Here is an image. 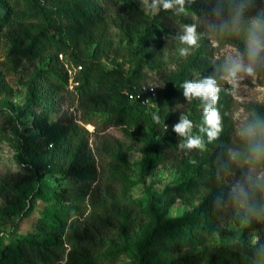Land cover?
<instances>
[{"label": "trees", "instance_id": "16d2710c", "mask_svg": "<svg viewBox=\"0 0 264 264\" xmlns=\"http://www.w3.org/2000/svg\"><path fill=\"white\" fill-rule=\"evenodd\" d=\"M26 2L35 15L34 22L24 24L17 22L13 12L17 0H0V26L14 27L12 47L0 66L17 72L23 62L43 61L47 67L28 75L31 90L26 103L0 108V137L8 138L10 131L9 139L19 151L18 162L27 171L0 178V196L12 203V212H0V218H27L38 202L45 210L31 233L0 236V264H62L59 257L67 247V264H116L125 255L133 258L132 264H252L230 248L212 243L222 221L232 214L223 179L241 158L231 153L236 135L233 96L230 86L220 79L212 40L246 48L250 19L264 21V0H184L182 13L175 5L169 11L160 8L156 15L147 14L135 0ZM115 4L124 7L122 13L114 11ZM241 8L239 23L233 27V16ZM185 25H195L198 41L182 58L178 50L186 45L179 43L178 36ZM115 28L119 34L113 38ZM103 60L113 68L108 69ZM70 72L74 73L73 89ZM150 73L162 76L155 96L143 92ZM208 76H215L221 88L217 108L222 131L211 143L206 132L200 131L206 128L200 101L186 100L181 88L185 81ZM42 90L46 96L40 94ZM69 95L78 101L82 123L103 122L123 133V143L114 140L103 149L112 155L105 180L121 188L119 196L102 195L99 188L71 196L42 182L46 173L84 182L98 177L85 127L67 115L49 124ZM142 96L150 97L154 105H143ZM180 104L186 110L176 113ZM182 115L192 120L191 134L202 138L203 150L178 146L184 138L172 129ZM157 116L159 123L154 119ZM258 117L264 123V115ZM32 129L39 134L31 136ZM256 139L264 140V136ZM125 147L145 155L139 164L143 176L154 175L172 162L180 183L162 191L149 188L146 200L134 199L130 193L137 185L132 180L137 170ZM246 147L254 160L250 145ZM260 159L264 162V157ZM191 200L200 201L193 213L165 219L177 201ZM259 203L232 218L253 219L256 228L255 217L264 215V199ZM104 228H118L119 240H97L95 233ZM199 248L197 253L174 257Z\"/></svg>", "mask_w": 264, "mask_h": 264}, {"label": "rangeland", "instance_id": "374dc122", "mask_svg": "<svg viewBox=\"0 0 264 264\" xmlns=\"http://www.w3.org/2000/svg\"><path fill=\"white\" fill-rule=\"evenodd\" d=\"M137 5L144 10L147 14L156 15L159 11H153L151 8V0H135ZM18 5L13 8L17 22L19 23H32L34 22V9L26 0H17ZM114 11L122 13L124 7L115 4ZM263 10V7L260 9ZM14 17V16H13ZM115 18V15H113ZM255 19H250L252 22ZM218 22V21H217ZM216 22V23H217ZM214 23V27L218 25ZM14 27L10 25L0 26V63L8 58L9 50L12 47V36ZM119 31L115 28L112 30V37L115 38ZM215 62L220 70L222 65L229 57L237 55L243 56L247 63V47L239 48L235 45L226 44L225 41H218L216 38L212 40ZM104 65L108 69L113 68L110 61L103 60ZM43 61L35 63L23 62L22 66L17 72H9L6 68L0 66V108L4 105L9 107H16L23 105L28 99L30 94V80L28 75L35 73L38 69L46 68ZM127 69V67H125ZM223 75V72L220 71ZM162 84V76L157 73H150L145 81L147 88L159 89ZM231 88L233 96V120L236 127V135L233 139V149L231 150L232 156L239 155L241 158L237 161L236 167L233 171L229 172L223 179L226 189V196L228 198L229 211L232 213L230 217L225 218L219 226L213 238V245H224L230 248L233 252L239 253L246 259H249L252 264H264V215L255 217L256 228L253 224V219L236 220L233 215H240L242 210L247 209L250 205H260L259 200L264 199V162L259 160H252L248 157L247 145H250L248 138L241 133L243 129L254 121H259V114L264 115V51L261 52L258 62L256 64L253 75L241 74V79L238 81L236 88ZM47 95L46 91L40 93ZM60 107V106H59ZM176 113H183L186 110L185 104H180L175 107ZM62 115H67L76 123L90 133L89 148L92 150L98 171L97 180L94 182L75 181L71 179H64L62 176H54L53 174L46 173L42 182L50 187H55L60 191H65L67 195L74 196L79 192L96 191L105 195L107 192L120 195L122 190L120 187H113L105 180L107 167L112 160L111 152H103L107 143H112L116 140L120 143L124 142V136L120 129L115 127H108L103 122L85 125L81 120V112L79 104L75 96H66L65 101L61 105V109L53 112V117L49 119V124L56 122ZM33 121V118H30ZM90 125L93 129H90ZM39 134V130H31L30 135L34 136ZM8 138L0 137V178L11 177L18 174H26V165H21L18 162L19 151L16 148V143L11 136L10 131L6 132ZM258 137V136H257ZM11 138V137H10ZM124 153L128 156L129 161L135 167L137 172L133 175L132 180L137 183L130 193L134 199L146 200L148 197V189L154 191H162L168 185H176L180 183L179 174L172 162L167 165L161 166L156 174L143 176L139 171V164L144 160L145 155L136 150H131L127 147ZM251 178V179H249ZM238 186H242L247 193L246 199L237 200L234 198V193ZM107 190V191H106ZM200 201H177L173 206L169 207L165 219H173L193 213L198 207ZM12 203L6 198L0 196V212L3 214H10ZM146 206V205H144ZM45 210V205L38 202L30 216L20 219V215H13L11 217L0 218V236L8 238L9 236L18 234H28L34 231L38 224L41 214ZM89 212L86 213L87 216ZM97 240L106 242L118 241L120 231L118 228H104L99 229L95 233ZM14 236V235H13ZM67 247V246H66ZM70 249L67 247L65 255H60L59 260L62 264H67V254ZM106 250H103L104 252ZM201 251L188 250L182 254H177L174 257L178 258L186 254H193ZM101 251L98 253H102ZM133 258L131 256H123L116 264H132ZM203 264H211L205 262Z\"/></svg>", "mask_w": 264, "mask_h": 264}, {"label": "clouds", "instance_id": "9594fccd", "mask_svg": "<svg viewBox=\"0 0 264 264\" xmlns=\"http://www.w3.org/2000/svg\"><path fill=\"white\" fill-rule=\"evenodd\" d=\"M175 5L180 7L178 13L184 11V0H151V8L153 11H159L162 8L164 11H169ZM242 8L237 9L233 19L232 26L236 27L239 23ZM179 43L186 47L179 48V56L186 58L190 54V49L197 46L198 36L195 25H185L183 34L178 36ZM264 51V21L259 19L253 20L248 30L247 39V63L243 56L237 55L229 57L222 65L220 71L223 75L221 80L231 85L232 88L238 86V81L241 79V74L253 75L258 58L261 52ZM181 88L183 96L191 102L196 99L200 101L199 107L202 112L203 123L205 127H201V132H206L209 143L216 140L222 131V117L220 115L217 104L219 102V93L221 88L215 76H208L199 81H185ZM156 123H159V117H154ZM193 122L187 116L182 115L180 122L173 126V131L180 137L184 138L182 143L178 145L180 148L192 151L196 149L203 150L204 144L200 136H193ZM166 128V125H165ZM250 141V152L252 158L259 160L264 157V140H257V136H264V123L254 121L249 123L241 133ZM251 179V178H249ZM247 193L242 186H238L234 198L237 200L246 199ZM252 211V210H250Z\"/></svg>", "mask_w": 264, "mask_h": 264}, {"label": "built area", "instance_id": "2783aa9c", "mask_svg": "<svg viewBox=\"0 0 264 264\" xmlns=\"http://www.w3.org/2000/svg\"><path fill=\"white\" fill-rule=\"evenodd\" d=\"M73 75H74V73L73 72H70V76H71V79H70L71 89L74 88V78H73ZM143 92L146 93V94H152L153 96H155V94H156V90L154 88H147L146 86L143 88ZM132 98L135 99L134 96H132ZM141 100H142V104L145 105V106H153L154 105L151 102L150 97L142 96L141 97Z\"/></svg>", "mask_w": 264, "mask_h": 264}, {"label": "bare ground", "instance_id": "6f19581e", "mask_svg": "<svg viewBox=\"0 0 264 264\" xmlns=\"http://www.w3.org/2000/svg\"><path fill=\"white\" fill-rule=\"evenodd\" d=\"M90 129H93V126L92 125H90V127H89Z\"/></svg>", "mask_w": 264, "mask_h": 264}]
</instances>
